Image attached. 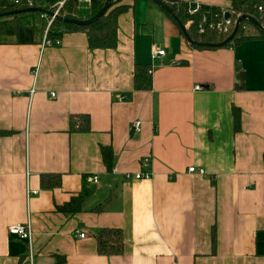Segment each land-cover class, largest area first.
<instances>
[{
  "label": "crops",
  "instance_id": "1",
  "mask_svg": "<svg viewBox=\"0 0 264 264\" xmlns=\"http://www.w3.org/2000/svg\"><path fill=\"white\" fill-rule=\"evenodd\" d=\"M124 3L131 8L118 20L115 49L91 50L82 32L44 48L43 32L31 45L0 38V131L13 133L0 136V264H29V246L33 264H57V255L64 264H264V39L196 48L154 1ZM153 50L165 56L153 61ZM135 64L151 66V91H133ZM83 115L90 132H71V118ZM101 147L113 151L111 173ZM51 173L62 175L61 187L46 190L41 175ZM79 194L82 212L55 211ZM27 222L30 242L10 235ZM102 229L122 230L121 255L98 254Z\"/></svg>",
  "mask_w": 264,
  "mask_h": 264
},
{
  "label": "trees",
  "instance_id": "2",
  "mask_svg": "<svg viewBox=\"0 0 264 264\" xmlns=\"http://www.w3.org/2000/svg\"><path fill=\"white\" fill-rule=\"evenodd\" d=\"M19 1L20 4H16ZM27 0H0V14L11 13L0 18V38H13L17 45H31L35 42V37L38 33L46 32L47 18L43 15H48L55 4L62 0H42L43 7L46 13H16L20 10H27ZM108 0H91V4L84 16H78L76 10L80 6L79 0H66L65 5L61 9L59 16L66 18L87 19L94 16L100 9L104 7ZM171 8L173 14L184 25L188 19L189 4L183 3L180 0H160ZM112 5L108 11L96 23L88 27H79L76 25L64 24L58 19H55L47 31V40L52 42V45H58L61 37L65 33L82 32L87 36L88 46L91 50H109L117 47V30L118 20L121 15L130 10V6L126 5L125 0H112ZM231 7L225 11L230 14L233 21L242 16L253 17L260 20L257 13L259 6H264V0H230ZM163 9V8H162ZM164 10V9H163ZM166 12V11H165ZM223 12V11H222ZM221 9L217 7H210L208 9L202 8L195 17L192 18L190 27L186 30V34L196 42L205 44H220L225 41V37L216 34L215 32H208L205 35H199L198 28L202 22L203 17L211 21H220L222 18ZM31 14L33 17L32 25L28 26L23 22V15ZM175 23L176 20L167 13ZM217 16V17H216ZM243 24V25H242ZM235 38L222 48H235L241 42L251 39H264V32L259 28L252 26L250 23H242ZM178 25V24H177ZM245 27H251L254 34H248ZM183 32V30L181 29ZM184 33V32H183ZM51 45V46H52ZM193 47L200 49H217L213 47ZM244 73L237 69V90H241L244 86ZM153 88L152 68L149 65L135 64L133 70V91L135 92H149ZM233 118L234 132L238 133L241 129V111L237 107H232L231 110ZM71 132L75 133H89L90 119L88 115L79 116L78 118H71L70 120ZM12 132L0 131V136H10ZM102 163L108 173L112 172L113 168V151L110 147H101ZM62 175L60 174H43L41 175V184L46 190H55L61 187ZM85 194H79L72 197L63 205L56 206L55 211L65 216H72L80 213L85 207ZM112 198L107 203H111ZM108 210L107 206L101 205L97 208V212H104ZM97 252L101 256H119L123 253L124 238L122 230L120 229H102L95 236ZM211 245L212 253L216 250V227L211 229ZM57 264H64L65 259L59 255L56 256Z\"/></svg>",
  "mask_w": 264,
  "mask_h": 264
},
{
  "label": "built area",
  "instance_id": "3",
  "mask_svg": "<svg viewBox=\"0 0 264 264\" xmlns=\"http://www.w3.org/2000/svg\"><path fill=\"white\" fill-rule=\"evenodd\" d=\"M65 1L66 0H62L60 2H58L57 4H55L53 7H51V10L49 11L50 15H43V17L47 18V28H46V32H45V38L42 44V47H48L52 45V42L47 40V31L49 29V27L51 26V24L54 22V20L56 19V17L59 16V13L61 11V9L63 8V6L65 5ZM80 3L82 4H86L88 7L91 4V0H79ZM16 4H20L19 1H15ZM43 2L42 0H27L26 1V7L28 9H33V8H38L41 9L43 6ZM202 9L201 5L196 4L195 6H191L189 5L188 8V15L189 17H195L196 14L198 13V11H200ZM258 15L260 16V20H257L259 22V24L261 25V28H259L261 31L264 32V6H259L258 10H257ZM225 12H222V18L220 21H209L207 19V17H203L201 24L199 25L198 28V34L199 35H205L208 32H215L218 35L224 36L225 39H227L233 32L234 27L236 22L232 20L231 16L229 19H225ZM217 17V16H216ZM57 44H59V42H57ZM165 56V52L164 51H160V50H153L152 54H151V58L153 61H155L158 58H161ZM34 77L36 75V71H34ZM196 90H201L200 87H195ZM35 89L33 88L30 91V94H34ZM52 98L55 97V94L51 95ZM125 97H121V100H124ZM138 125V123H137ZM148 160L144 161L145 164H148ZM189 174H198L201 176L205 175V171L203 170H199L197 171L195 168H189L188 169ZM150 175L147 174H126L125 175V180H131V179H135V180H148L150 179ZM93 183L97 184L98 183V178L94 177L93 178ZM37 194V191H28V196L31 195H35ZM10 235L12 236H16L18 237L20 240L22 241H31L32 238V228L29 222L25 223V224H17L14 225L11 229H10ZM77 237L79 239H85L86 235L85 233H80L77 235ZM33 260H34V252L31 248V246H29V264H33Z\"/></svg>",
  "mask_w": 264,
  "mask_h": 264
},
{
  "label": "water",
  "instance_id": "4",
  "mask_svg": "<svg viewBox=\"0 0 264 264\" xmlns=\"http://www.w3.org/2000/svg\"><path fill=\"white\" fill-rule=\"evenodd\" d=\"M112 0H108L107 3L104 5V7L102 9H100L94 16L87 18V19H78V18H66V17H62V16H58L56 17V19H58L59 21H61L64 24H68V25H76L79 27H88L94 23H96L101 17H103V15L108 11V9L111 7L112 5ZM154 1L157 5H159L161 8H163L167 13H169L170 15H172V17L176 20L177 24L179 25V27L183 30L186 39L188 40V42L191 45L197 46V47H213V48H222L224 46H226L227 44H229L230 42H232V40L235 38V36L237 35L240 26L242 23H250L252 26L257 27V28H261V25L259 24V22L253 18V17H248V16H242L240 17L237 22L236 25L234 27V30L232 32V34L225 39V41H223L220 44H205V43H200V42H196L193 41L187 34H186V30L184 25L182 24L181 21H179V19L173 14V11L171 10V8L169 6H167L166 4H164L162 1L160 0H152ZM36 13V12H42V13H46V11L44 9H38V8H33V9H27V10H20L17 11L16 13ZM11 13H4V14H0V18L7 16ZM48 15L51 16L50 13H46ZM230 18V14L226 13L225 14V19H229Z\"/></svg>",
  "mask_w": 264,
  "mask_h": 264
},
{
  "label": "rangeland",
  "instance_id": "5",
  "mask_svg": "<svg viewBox=\"0 0 264 264\" xmlns=\"http://www.w3.org/2000/svg\"><path fill=\"white\" fill-rule=\"evenodd\" d=\"M82 4V3H81ZM80 4V6H78V8H77V10H76V13H77V15L78 16H80L81 15V13H82V10L84 9V7L82 6ZM83 14V13H82ZM256 20H258V19H256ZM23 22L26 24V25H28V26H30V25H32V23H33V17H32V15L31 14H25V15H23ZM236 25V24H235ZM243 25V24H242ZM245 31L246 32H249V31H252V28L250 27H245Z\"/></svg>",
  "mask_w": 264,
  "mask_h": 264
}]
</instances>
